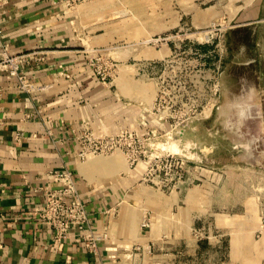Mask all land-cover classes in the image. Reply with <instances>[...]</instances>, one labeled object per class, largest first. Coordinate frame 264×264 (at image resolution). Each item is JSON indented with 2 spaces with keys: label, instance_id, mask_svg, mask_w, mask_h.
<instances>
[{
  "label": "crops",
  "instance_id": "1",
  "mask_svg": "<svg viewBox=\"0 0 264 264\" xmlns=\"http://www.w3.org/2000/svg\"><path fill=\"white\" fill-rule=\"evenodd\" d=\"M60 4L0 0V264H149L146 249L166 245L179 248L172 254V264H198L194 256L201 254L203 246L210 251L208 256L220 254V264H264L263 236L257 235L259 206L244 186L245 172L260 179L264 171V0H252L238 16V26H252V58L242 65L253 64L256 79L251 93L238 83L243 90L237 96L246 102L243 98L251 95L249 100L258 110V131L241 129L240 134L238 127L235 134L242 140L248 137V143L238 147L253 160L215 161L218 152L211 149L208 157L215 159L200 162L196 186L165 192L175 193L173 202L182 204L174 222L189 224L188 230L174 229L169 240H165L167 229L157 227L154 235L152 227L141 228L146 215L160 216L165 223L170 213L164 191L144 189V161L130 167L121 158L106 156L89 163L79 158L77 139L87 130L99 136L120 130L143 136L154 129L163 133L169 125L147 111L143 90H131L142 88L138 82L120 85L97 74L80 49L70 10ZM4 45L9 54L25 57L20 69L33 83L32 92H20L17 80L2 66ZM159 52L144 51L140 65L146 71L152 63L159 68ZM115 54L113 60L122 63L123 54ZM221 83L222 104L233 93L226 75ZM223 117L234 119L232 114ZM17 134H21L19 141ZM61 168L73 172L89 222L83 230L71 226L69 237L54 244L53 230L40 219L39 211L45 200L43 189L54 185L52 172ZM222 168L224 175L214 172ZM197 188L199 193H191ZM205 225L222 237L204 241L191 236L193 229ZM89 234L96 238L95 247L85 238Z\"/></svg>",
  "mask_w": 264,
  "mask_h": 264
},
{
  "label": "rangeland",
  "instance_id": "2",
  "mask_svg": "<svg viewBox=\"0 0 264 264\" xmlns=\"http://www.w3.org/2000/svg\"><path fill=\"white\" fill-rule=\"evenodd\" d=\"M57 3L70 10L72 26L80 49L88 57V64L106 75L107 80L113 79L120 85L126 81L138 82L142 88L131 90L139 93L143 90L144 99L148 101V112H165L166 115L175 117L174 121L183 123L189 105L184 106L180 101L181 97L191 96L196 99L195 115H192L189 122L194 129L188 130V126L181 125L179 137L170 139L165 136L153 140V147L158 149L157 152L163 149L166 152L178 153L188 161L187 163L197 165L204 161L210 162L211 158L215 159L208 157L214 150L218 152L215 161L232 158H244L243 160L250 162L253 160L252 155H245L244 148L238 147V144H247L248 137L245 136L242 140V136L235 134L238 127L240 134L241 129L242 132H248L250 129L258 131L255 116L258 110L249 100L251 95L243 98L246 102H242L237 96L243 90L238 83L245 84L247 92L251 93L256 79L253 64L242 65L244 61L252 58V26H238L239 13L248 4H252V0H72L70 4L60 1ZM205 41H210L211 46ZM192 43L200 49L199 51L202 50L201 53L189 52V44ZM262 44L264 47V41ZM205 48L210 49V58H205ZM154 49L160 50L158 57L162 66L146 71V68L140 65L141 57L144 58V51L150 52ZM115 53L123 54L122 63L113 60L116 58ZM117 59H120V56ZM208 71L213 77L220 73L222 76L226 75L232 83L230 90L233 94L222 101L219 110L214 107L217 101L214 94H211L212 103L205 108L204 89L201 86ZM162 90L165 95L161 94ZM209 98L207 95L206 99ZM245 105H251L247 116L254 121L245 120L241 124L237 114ZM218 113L223 116L232 114L234 119L226 121L223 116L219 118ZM165 132L166 130L162 134ZM142 137L144 138V135ZM110 157L121 158L127 163L122 153H115ZM101 158L107 157L90 155L86 160L91 163ZM224 170L226 169L222 168L214 172L219 171L218 175H224ZM245 173L246 192L252 194V201L258 206L259 194L264 190V171L261 172L260 179L259 175L256 179L251 172ZM144 189L146 192L162 193L150 183H144ZM199 190L194 189L191 193H199ZM162 194L170 200V213L165 216V223L161 221L162 217L150 213L144 217L148 218L149 227L141 228L147 231L152 227L154 235L157 227L161 230L167 229L169 238L165 240H169L173 238L174 229L188 230L189 224L185 220L174 222V215L182 205L178 200L173 202L172 196L175 193ZM152 202L155 203V199ZM205 226L202 230L193 229L191 236L204 241L222 237L221 233L210 230L208 225ZM187 234L190 235L189 232ZM257 235L260 236L258 233ZM174 250L178 251L179 248L174 249L172 245L163 248L151 246L146 249L145 254L149 264H156L158 261L172 264ZM209 254L210 251L203 246L201 254L194 256V260L198 264H210L209 261L212 264H220V254L208 256Z\"/></svg>",
  "mask_w": 264,
  "mask_h": 264
},
{
  "label": "built area",
  "instance_id": "3",
  "mask_svg": "<svg viewBox=\"0 0 264 264\" xmlns=\"http://www.w3.org/2000/svg\"><path fill=\"white\" fill-rule=\"evenodd\" d=\"M49 1L53 3L60 1L70 4L72 0ZM205 42L208 46H211L210 41ZM199 50L198 47L194 46V43L189 44L190 53H201L202 50ZM203 51L205 58H208L211 54L210 49L205 48ZM25 61L24 56H13L9 54L8 46L4 45L1 62L2 66L5 68L7 67L9 77L17 80L20 92L30 93L35 87L20 69L21 64ZM160 61L161 60H159L158 66L161 67L162 64ZM205 64L207 65L206 60ZM151 68H157V64L152 63ZM96 72L102 79L106 78V75L102 74L98 69ZM221 78V73L216 77H213L209 71L205 73V81L203 86H201L204 89L205 108L208 107V104L212 103L211 94H214L217 98L214 107L215 109L218 108L221 97ZM160 92L165 95L163 90ZM207 95L210 96L208 100L206 99ZM180 101L184 106L187 104L189 105L187 106V114L185 113L187 117L182 120L183 123L174 121L173 119L175 117L171 114L166 115L165 112L160 114L158 110L154 113L160 121L169 125V129L166 130L165 134L154 129L146 132L143 138L142 135L137 132L120 130L116 134L99 136L87 130L77 137L81 146L79 158L85 160L89 155L112 156L115 153H122L130 167L139 161H144L146 164L144 183H150V185L155 186L160 191L172 192L196 186L199 182V176L196 175V172H198L197 164L187 163L188 161L183 159L178 153L166 152L163 149L157 152L158 149H154V143H152L153 140H158L165 136H168L170 139H172V137H179L180 126L182 125L181 127H184L189 124L192 115H195L194 106L196 99L191 96L186 98L182 96ZM15 139L19 141L21 139V134H17ZM52 175L54 185L43 189L45 200L39 211V217L51 226L53 230V242L54 244H58L69 237L71 226L83 230V228L88 226L89 219L86 204L82 199L73 172L68 168H61L53 171ZM259 200L258 206L261 222L258 234L264 236V190L259 194ZM147 219L144 218L141 224L142 228L149 227V220ZM85 238L91 242V247H95L94 242L96 238L92 234L87 235Z\"/></svg>",
  "mask_w": 264,
  "mask_h": 264
},
{
  "label": "clouds",
  "instance_id": "4",
  "mask_svg": "<svg viewBox=\"0 0 264 264\" xmlns=\"http://www.w3.org/2000/svg\"><path fill=\"white\" fill-rule=\"evenodd\" d=\"M251 107V105H245L243 108H241V110L238 112L237 114V119L239 120V122L241 124L244 123L245 120L248 119V116H247V112L249 110V108Z\"/></svg>",
  "mask_w": 264,
  "mask_h": 264
},
{
  "label": "flooded vegetation",
  "instance_id": "5",
  "mask_svg": "<svg viewBox=\"0 0 264 264\" xmlns=\"http://www.w3.org/2000/svg\"><path fill=\"white\" fill-rule=\"evenodd\" d=\"M221 91H222V85H221ZM220 104H221V102H220ZM220 104H219V105H220ZM247 120L254 121V119H247ZM255 121H256V120H255ZM249 123H251V122H249ZM249 129H250V128H249ZM252 132H253V129H252V130L250 129V133H252Z\"/></svg>",
  "mask_w": 264,
  "mask_h": 264
},
{
  "label": "water",
  "instance_id": "6",
  "mask_svg": "<svg viewBox=\"0 0 264 264\" xmlns=\"http://www.w3.org/2000/svg\"><path fill=\"white\" fill-rule=\"evenodd\" d=\"M221 109V104L218 106V110ZM257 109V108H256ZM258 113V112H257ZM257 113H256V116H257Z\"/></svg>",
  "mask_w": 264,
  "mask_h": 264
},
{
  "label": "bare ground",
  "instance_id": "7",
  "mask_svg": "<svg viewBox=\"0 0 264 264\" xmlns=\"http://www.w3.org/2000/svg\"><path fill=\"white\" fill-rule=\"evenodd\" d=\"M90 156V155H89Z\"/></svg>",
  "mask_w": 264,
  "mask_h": 264
}]
</instances>
